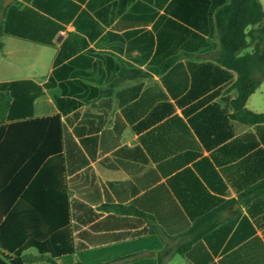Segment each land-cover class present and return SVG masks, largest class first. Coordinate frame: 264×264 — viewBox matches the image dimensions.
I'll return each mask as SVG.
<instances>
[{
    "label": "crops",
    "instance_id": "crops-1",
    "mask_svg": "<svg viewBox=\"0 0 264 264\" xmlns=\"http://www.w3.org/2000/svg\"><path fill=\"white\" fill-rule=\"evenodd\" d=\"M171 1L3 7L0 84L32 113L0 123V226L72 248L25 264H264V123Z\"/></svg>",
    "mask_w": 264,
    "mask_h": 264
},
{
    "label": "trees",
    "instance_id": "trees-1",
    "mask_svg": "<svg viewBox=\"0 0 264 264\" xmlns=\"http://www.w3.org/2000/svg\"><path fill=\"white\" fill-rule=\"evenodd\" d=\"M4 0H0V15ZM166 11L187 27L200 32L212 28L217 38L214 61L236 74L233 89L237 95L230 102L232 118L244 124L264 123V114H255L245 108L250 95L264 81V9L259 0H172ZM1 34V26H0ZM254 44L252 52L241 53ZM169 58L156 70L160 72L174 63ZM15 84H0V123L13 118H25L32 113V99L27 101L15 95ZM40 94V91H39ZM39 177V176H38ZM52 177H56L54 174ZM8 217L0 226V264H25L31 259L21 258L28 248H35L37 259L53 262L55 257L72 252L62 241L51 247L50 241L40 242L35 235L22 232L12 235ZM79 264V263H76Z\"/></svg>",
    "mask_w": 264,
    "mask_h": 264
},
{
    "label": "rangeland",
    "instance_id": "rangeland-1",
    "mask_svg": "<svg viewBox=\"0 0 264 264\" xmlns=\"http://www.w3.org/2000/svg\"><path fill=\"white\" fill-rule=\"evenodd\" d=\"M209 31V36H208V45L210 48L215 47L217 44V38L213 35L214 34V30L212 28L208 29ZM254 48V44H251L250 47H248L247 49H244L243 51H241V53H246V52H252Z\"/></svg>",
    "mask_w": 264,
    "mask_h": 264
},
{
    "label": "water",
    "instance_id": "water-1",
    "mask_svg": "<svg viewBox=\"0 0 264 264\" xmlns=\"http://www.w3.org/2000/svg\"><path fill=\"white\" fill-rule=\"evenodd\" d=\"M10 0H4L3 4H2V7H5L6 4L9 2ZM60 40V38H58V41Z\"/></svg>",
    "mask_w": 264,
    "mask_h": 264
}]
</instances>
